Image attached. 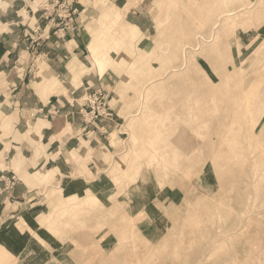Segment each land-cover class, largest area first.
<instances>
[{
    "label": "rangeland",
    "instance_id": "1",
    "mask_svg": "<svg viewBox=\"0 0 264 264\" xmlns=\"http://www.w3.org/2000/svg\"><path fill=\"white\" fill-rule=\"evenodd\" d=\"M94 3L99 17L84 22L86 28L91 26L87 40L92 68L86 72L100 75L107 90L100 87L86 96L88 117L92 120L111 116V104L121 109L122 119L119 132L114 133L118 137V148L115 146L105 153L104 163H97L95 175L86 174L87 170L82 172L95 183L96 191L91 190L87 195L91 199L100 194L104 205L110 203L109 194L114 198L122 192L118 199L123 202L113 208L123 207L122 211L127 210L138 218L137 226L143 238L150 242L146 244L145 239H140V245L126 244L114 250L117 241L114 232L119 229L103 227L98 221L95 224L91 214L87 216L94 226L73 222L58 230L47 231L41 227L59 212L49 205L54 197L71 194L59 184L57 177L54 181L37 184L43 186L40 196L43 201L34 200L24 208L26 220L32 226L31 233L39 234L46 243L38 246L30 233L23 239L13 238L26 248L21 257H29L18 264H99L92 262L94 257L90 255L97 244L102 249L100 253L108 251L110 257H114L110 264H264V42L261 43L264 35L249 42L247 33L250 27H257L264 21V0H155L159 19L149 33L125 25L118 9L125 10L126 15L128 6H111L109 0H95ZM102 8L108 9L109 15L101 13ZM112 13L122 19L110 18ZM54 14L62 18L58 30L70 27V16H63L60 10H55ZM124 29L129 33L121 36L122 45L117 47L109 39L120 38ZM215 33L217 39L213 40L212 48L209 45L212 42L207 43L211 49L201 46L193 50L203 35L213 38ZM103 39L108 43H102ZM110 45L117 51L110 52ZM192 51L195 56H190L189 72L180 70L179 75L170 78L162 69L161 77L157 76L159 67L179 65ZM152 53L154 60L147 62V56L151 54L152 57ZM144 54L147 55L143 58ZM98 56H104L105 60L112 57V61L107 62L106 75L102 76ZM39 63L38 57H32L28 71L34 74ZM159 78L167 84L147 94L157 83L153 80ZM177 88L182 89L183 94L170 96ZM191 91H197L192 100L190 98L191 112L176 113L187 100L184 96ZM94 94L99 100L91 103L89 97ZM101 97H105L104 105L100 104ZM168 98L174 100V105L169 104L161 113L156 106L152 113V104L157 101L158 105ZM146 112L160 117L167 128L174 127L168 122L171 113L186 123L190 118L208 121L202 128L203 136L193 144L189 142L193 130L178 132L179 138L175 136L171 146L182 156L174 160L169 156L160 158L152 142L139 141L136 150L140 167L131 169L125 165L115 174L117 182H113L111 171L124 155L130 138L149 128L147 121L140 120ZM166 127L165 133L159 134L161 139L170 135L171 130ZM146 136H151L153 141L156 139L155 131ZM159 164L165 169L168 164L175 167L167 172L165 178L168 180L161 175ZM82 192L84 189H80L79 193ZM92 205L89 202L87 209L94 208ZM187 210H193L196 217L189 220ZM243 210L247 212L241 221L238 217ZM62 213L61 219L68 217V214L61 217ZM60 234L65 237L60 238ZM213 244L220 246L214 248ZM77 245L85 249L80 252L76 250ZM148 245L153 248L147 252L151 247ZM0 252V257L5 258L0 264H11L7 252L3 249Z\"/></svg>",
    "mask_w": 264,
    "mask_h": 264
},
{
    "label": "crops",
    "instance_id": "2",
    "mask_svg": "<svg viewBox=\"0 0 264 264\" xmlns=\"http://www.w3.org/2000/svg\"><path fill=\"white\" fill-rule=\"evenodd\" d=\"M87 1L0 0V249L11 264L29 258L21 257L26 248L13 238L34 237L23 211L34 200L43 201V186L37 184L52 174L71 193L95 188L94 181L72 173L95 175L97 163L115 148L111 140L120 129L121 109L109 101L111 116L88 117L86 96L106 88L100 75L86 72L92 65L84 22L99 17L95 0ZM109 2L129 7L126 15L118 10L136 31L152 32L159 19L155 0ZM55 10L71 17L70 27L58 30L62 18ZM247 33L249 42L264 35V21ZM32 57L40 61L34 74L28 71Z\"/></svg>",
    "mask_w": 264,
    "mask_h": 264
},
{
    "label": "bare ground",
    "instance_id": "3",
    "mask_svg": "<svg viewBox=\"0 0 264 264\" xmlns=\"http://www.w3.org/2000/svg\"><path fill=\"white\" fill-rule=\"evenodd\" d=\"M98 4H100V3H98ZM101 6H102V4H101ZM107 10L108 9L102 8L101 9V13H106L107 15H109ZM109 17L110 18H117L115 13H112ZM221 18H222V16H221ZM125 23H126L125 24L126 26H128L130 28L133 27V25L131 23H128V22H125ZM95 25L96 24H94V26ZM88 28H91V26H88ZM88 28H87V30H88ZM88 32L90 33V30H88ZM128 33L129 32L127 31V29H124L120 33V38L117 39L115 37H111V39H109V41L111 40L118 47L119 45H122V41H123L122 38L123 37H121V36H125ZM201 38H202V36L200 37V39ZM216 39H217L216 38V33H215V36H213V38L212 37L209 38L208 36H204L203 35V38L198 42V45L193 46V50H197L201 46L204 49L205 48H210V47L212 48L213 40L216 41ZM218 40H219V38H218ZM106 41L108 43V40L103 39L102 43H106ZM208 42L209 43L212 42L211 44H209V45H211L210 47L207 44ZM119 43H121V44H119ZM111 46L112 45H110V52L113 53V51H117V50L112 49ZM135 46L137 47V45H135ZM136 47H135V49H136ZM192 54H194V56H195V52L192 51L191 54L188 56V58L185 59V61L181 60V64H179V65H170L167 68H165L163 66L159 67L160 68V72L158 73L157 76L161 77V75H162L161 70L162 69L165 70V73L170 75V76H168L170 78H173L174 76L179 75V73H181L182 71L189 72L190 71L189 70L190 69V66H189L190 60L189 59H190V56ZM146 55L147 54H144L142 57L144 58V57H146ZM184 57H185V55H184ZM153 60H154L153 53H152V57H151V54H149L147 56V62H151ZM111 61H112V57L110 59L105 60L104 56H102V57L98 56V62H99V65H100V71L102 73V76L106 75V73L108 74V72H106L105 69L108 67L107 62L110 63ZM73 66L74 65H72L71 68H73ZM180 70H182V71H180ZM160 79L161 78H159V80L158 79L153 80L154 83L155 82H157V83L153 84V86L151 87L150 91L147 94H150V93L152 94L153 90H157V89H159V88H161V87H163V86H165L167 84V82L160 81ZM188 83H190V81ZM193 91H191L187 96H184V97H186L187 100L183 104L180 105V108H179V110L176 111V113H190L191 112L192 107L190 105V102H191L190 98L192 100L193 95L197 94V91H195V92H193ZM182 94H183L182 89L177 88V89H173V91L170 93V96L175 97V95L179 96V95H182ZM115 95H117V93ZM148 96H150V95H148ZM115 100H116V98H115ZM174 103H175L174 100L171 99V98L163 100L158 105H157V101H156L155 104H152V108H153L152 113H155L156 106L159 107V109H160L159 113H161V109L169 107V104L170 105H174ZM201 112H202V110L199 109L198 113H201ZM174 115H175V113H171V115L168 118V122L172 126H174L172 128H167L166 127V123L163 122L160 119V117L157 118L156 116L150 114V112H148V113L146 112V113H143V115H141L140 120H144V122L147 121V127H149V128H145L142 131H139L138 132L139 135L137 133H134L133 131L130 133V136H131L132 133H134L132 135V138H130V142H129L130 144H128V147L126 148V150L124 152V155L120 158L119 161H116V163L114 164L115 167L114 168L112 167L113 169L111 171V174H110L111 177L110 178H111V180L113 182H117L118 179L115 177V174L117 172H120L125 165H128L131 169L140 167L141 161L139 160V153L136 150V145L139 144V141H146L148 144L150 142H152L150 144H151V146H153L154 149L158 150L160 158L164 159L165 157L169 156L171 160H174L177 157H181L182 156V153L180 151H178L177 148H172V146H171V142H172V140H173V138L175 136H176V138L178 140V138H179V133L178 132L180 130H186V129H188L189 131L193 130L192 133L189 135V142L191 144L199 141L198 138L200 139L203 136L202 135V128L206 125V122L208 121V119H206V122L205 121L204 122H200V120H195L193 118H190L189 122L186 123L185 121L182 120V118L180 116L177 117L176 115L175 116ZM149 121L154 122L155 125L154 124H149L148 123ZM163 126L166 127L168 130H171V132H170V135L167 138H162L161 139L162 136H159V134L161 132H163V134L165 133V128ZM125 130H127V129H125ZM153 131H155V138H156L154 141H153L151 136H146V133L149 134V133H152ZM199 135H200V137H199ZM181 137L182 136H180V139H181ZM111 143H112L113 146H116L118 148V137L115 134H112ZM156 143H157V147H156ZM136 153H138V154H136ZM159 167L161 168L160 173H161L162 176H164V179H167V178H165V176L167 175V172L170 171V170H173L175 168V167L171 168L169 166V164L167 165L166 169L161 164H159ZM82 172L83 171L78 170V174L84 175V173H82ZM87 173H88V171L86 172V174ZM45 178H46L47 181H54L55 180L54 179L55 177L52 174L47 175ZM159 182H160V180H159ZM162 182H163V180H162ZM83 189H84V192H82V193L76 192V193H71V194H67V195L65 193H62L59 196L54 197L53 201H51V203L49 205L52 206V210H57L59 212H58L57 216L52 221H50L47 224L46 223L42 224L41 227H44V229L49 231V229H51V228H54V229L58 230L60 227H65L66 225H71L73 222H75V223L78 222L81 226H83V225L88 226V224H89V226H94L95 224H98V222H100L101 224H103V227L106 225L107 227L111 228L112 230H114L113 228L119 229V232H117V231L114 232L113 231L114 235L116 236V240H117L116 241V245L114 247V250H115V248L120 250L126 244H132V246L136 245V244L140 245L139 244L140 243L139 240L140 239L144 240L145 238H143L141 230L137 226L138 225L137 224L138 223V218L132 216L131 213H128L127 210L122 211L123 207L121 209H119V210L116 209V208H113V206H116V205H118V204L123 202L122 200L120 201V199H118V196L122 192H119L116 195H114V198H112L111 194H109L110 199H111L110 203L102 205L104 203V201L102 200V196L100 194H98L97 196H95V197H93L91 199L87 195V192H89L91 190H95V188L87 186L86 188H83ZM89 202L93 204L92 207H94V208H88L87 209L86 205ZM101 205H102V207L99 209V207ZM58 208L62 209V211H60ZM61 212H63L61 214V217H63L65 214H68V217H65V219H61L60 218V213ZM186 212L188 213V219L189 220H192L194 218V216L196 217V213L193 210L192 211L187 210ZM246 212H247V210H243L242 212H240L238 219H240L241 221H244V217L246 215ZM89 214L93 215L92 219L95 222V224L93 223V225H92V223H90V220H91L90 218L91 217L88 218V216H87ZM94 214H96V215H94ZM104 214L107 215V218L104 217L105 216ZM247 223H248V221L246 219V225H247ZM91 234H92V232H91ZM168 234L169 233H167V235ZM33 235H34V238L38 242H40L41 244L43 243V245H44L46 243L44 241V239H42L40 237L39 234L33 233ZM59 237L63 238L65 236L63 234H60ZM91 238H92V236H91ZM93 239H92V241H93ZM145 241H146V244H148L147 242H150V240H147V239H145ZM143 244H145V242L142 243V245ZM82 246L83 245H80V246L77 245V247H79V248H77L75 246L76 250L79 249V251L81 252L82 249H85V248H82ZM88 246H87V248H88ZM149 246H151V247L147 250V252L153 248L152 245H148V247ZM219 246L220 245H218V244H213L214 248H217ZM93 247H94V245H93ZM86 250H88V249H86ZM101 250H102L101 247H99L98 244H97V247L96 246L94 247V249L92 250V253L89 252L90 255H92L94 257V260H92V262L98 261V262H100L102 264L103 263L104 264H110L111 263V259H113L114 257L111 256L112 257L111 258L110 257V252H108V251H104L103 254L100 253ZM167 251H168V249H167ZM85 253H86V251H85ZM89 253H88V255H89ZM111 253L113 254V251ZM0 255H1V252H0ZM116 256H117V254H116ZM2 260H5V258L0 257V261H2ZM155 260H157V258H155ZM133 261H134V259H133ZM132 263H134V262H131V264Z\"/></svg>",
    "mask_w": 264,
    "mask_h": 264
},
{
    "label": "built area",
    "instance_id": "4",
    "mask_svg": "<svg viewBox=\"0 0 264 264\" xmlns=\"http://www.w3.org/2000/svg\"><path fill=\"white\" fill-rule=\"evenodd\" d=\"M97 100H99V96H97L96 94L89 97V102H91V103H96ZM100 104L101 105L105 104V97H104V99H102V97H101ZM92 113H94L93 110H92Z\"/></svg>",
    "mask_w": 264,
    "mask_h": 264
}]
</instances>
